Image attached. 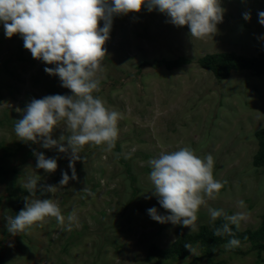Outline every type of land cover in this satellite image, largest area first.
<instances>
[{"label":"rangeland","instance_id":"374dc122","mask_svg":"<svg viewBox=\"0 0 264 264\" xmlns=\"http://www.w3.org/2000/svg\"><path fill=\"white\" fill-rule=\"evenodd\" d=\"M221 6L225 11L217 33L203 39L192 38L187 25L176 27L146 6L139 13L113 17L104 71L98 73L100 91L94 95L109 111L123 115L116 146L109 152L103 150L106 146L85 145L74 165L77 179L55 193L42 191V186L59 185L65 171L71 177L69 155L20 141L14 125L33 98L72 93L58 76L44 71L55 65L34 59L19 34L7 38L0 24V264H264V241L259 239L231 250L225 248L227 242L219 243L214 255L199 242L192 244L194 254L170 253L183 236L220 227L223 218L213 222L210 208L244 213L241 233H257L264 221V164L256 163L264 130V73L233 70L219 80L199 64L217 53L261 59L264 25L258 13L264 11V0H221ZM246 12L251 15L247 21ZM180 59L187 63L167 68L166 63ZM61 134H70L63 122L53 139ZM183 147L200 158L212 154L214 179L227 182L217 199L206 198L192 232L183 225L159 223L147 211L155 207L159 214H169L152 195L149 161ZM34 151L55 158L57 170L36 168ZM34 176L39 180L31 196L23 185ZM25 197L52 199L65 217L75 209L78 222L69 230L48 217L42 227L13 236L4 217L18 214ZM240 200L246 207L238 206ZM15 242L26 254L22 258L13 255L18 253ZM153 249L164 255L152 256Z\"/></svg>","mask_w":264,"mask_h":264},{"label":"clouds","instance_id":"9594fccd","mask_svg":"<svg viewBox=\"0 0 264 264\" xmlns=\"http://www.w3.org/2000/svg\"><path fill=\"white\" fill-rule=\"evenodd\" d=\"M145 6L149 12L157 10L165 14L168 22L176 27L187 25L190 36L195 39L213 37L225 11L221 0H0V24L5 36L10 39L19 34L24 48L34 59L55 65L45 67L44 71L58 76L61 86L72 93L33 98L23 109L22 118L14 125L20 141L39 143L43 148H56L58 152L69 155L71 177L68 172H62L59 185H43L42 191L55 193L70 179H77L74 165L82 159L80 152L85 145L106 146L103 150L109 152L115 148L118 121L123 119V115L109 111L103 100L94 95L100 91L98 73L104 71L103 61L107 56L104 45L109 39L113 17L139 13ZM258 16L259 23L264 25V11ZM243 18L250 20V13H244ZM100 21H103V27L99 26ZM61 122L70 134H61L59 139H53V131ZM33 154L37 159L36 168L46 173L57 170L55 158H46L42 152L34 151ZM149 164V179L154 186L152 195L169 213L161 215L157 208L152 207L147 210L150 217L159 223L170 222L195 231L200 207L206 203V198L217 199L224 183H227L214 179L213 155L200 158L191 147H183L161 152ZM38 180L39 177H29L23 185L31 196L36 193ZM30 197H25V207L18 214L4 217L9 234H29L33 227H42L48 217L55 218L59 225L69 230L78 222L75 209L65 217L52 199ZM238 206L246 207L243 200L238 201ZM209 215L213 222L221 217L225 221L215 228L214 236L228 235L232 238L225 248L238 247L240 241L235 238L230 225H235L238 230L247 216L242 212L228 215L223 209L212 208ZM184 247L195 253L191 244Z\"/></svg>","mask_w":264,"mask_h":264},{"label":"trees","instance_id":"16d2710c","mask_svg":"<svg viewBox=\"0 0 264 264\" xmlns=\"http://www.w3.org/2000/svg\"><path fill=\"white\" fill-rule=\"evenodd\" d=\"M187 63L185 59H180L179 61H174L171 63H166L168 69H174L177 66ZM201 67L206 68L219 79H227L233 70L249 69L255 70L257 74L264 73V54L261 59H247L244 57L237 56L234 53H217L213 55H208L199 61ZM260 143V154L256 158L257 164H264V130L259 134ZM219 226H221L225 221L221 219ZM231 227V226H230ZM232 231L235 233V238L240 241V244H244L248 241L259 239L264 241V221L260 230L257 233H241L235 228L231 227ZM232 237L224 235L223 237L214 236V232L209 231L206 227L201 228L198 234L193 236L185 235L183 236L179 243L170 251L171 254H177L183 257L187 253V249L184 247L186 244H193L194 242H199L203 247L207 248L210 255L216 253V247L219 243L228 242ZM163 256L164 253L156 249L152 250V256ZM221 264V263H216Z\"/></svg>","mask_w":264,"mask_h":264},{"label":"bare ground","instance_id":"6f19581e","mask_svg":"<svg viewBox=\"0 0 264 264\" xmlns=\"http://www.w3.org/2000/svg\"><path fill=\"white\" fill-rule=\"evenodd\" d=\"M125 120V119H124ZM238 135V134H237ZM58 136V135H57ZM40 148V147H39ZM36 149H37V147H36ZM25 241H29L30 242V239H27V237L25 238ZM18 242H15L14 243V246H15V248H16V250H15V252H18L17 254H13V255H16L15 257H20V258H22L23 257V254L25 253H23V251H21V249H18L17 248V246L15 245V244H17ZM26 245V244H25ZM7 247V246H6ZM27 247L28 248H31L29 245H27ZM10 252V251H9ZM8 253V252H7ZM27 253V252H26ZM8 255H9V253H8ZM11 255V254H10ZM26 254H24V256H25ZM28 255V254H27ZM7 258V257H6ZM8 260V259H7ZM11 260L13 261V257L11 258ZM9 261V260H8Z\"/></svg>","mask_w":264,"mask_h":264}]
</instances>
